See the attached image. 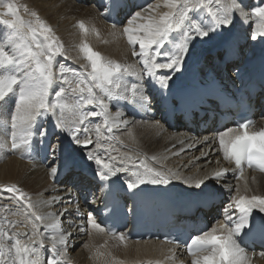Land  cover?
<instances>
[{
  "label": "snow or ice",
  "instance_id": "obj_1",
  "mask_svg": "<svg viewBox=\"0 0 264 264\" xmlns=\"http://www.w3.org/2000/svg\"><path fill=\"white\" fill-rule=\"evenodd\" d=\"M119 7L116 0L112 10ZM161 7L167 10L160 12ZM0 8V16L8 17L0 23L11 30L0 40V147L12 151L30 149L36 136L42 140L49 136L46 127H38V120L51 118L56 135L63 134L68 141L65 144L57 139L48 144L47 150L53 160L73 145L80 148L91 145L97 151H87L86 159L97 166L95 177L106 182L112 178L118 180L121 173H126L129 178L124 183L129 190L148 184L168 185L173 178L180 177L162 166H151L147 158L134 156L131 151L121 153L110 143L115 139L111 135L114 129L120 125L127 127L129 123L122 119L121 110H110L111 102L123 99L133 106L151 110L155 101L161 109L180 110L185 95L171 93L170 82L174 73L183 70L197 42L207 43L217 36H230L237 18L241 25L254 24L249 39L264 40V0L250 10L243 0H156L146 9L131 14L123 28L132 55L140 60L139 73L130 65L105 59L87 42L80 48L87 63L82 64L80 70H74L56 64L55 58L62 53L63 45L37 12L24 6V12L32 17L25 20L12 0H0ZM78 26L88 33L83 21L78 22ZM167 44L172 47L162 51ZM160 57L163 59H158ZM132 75L146 76L148 89L138 83L125 84L126 77ZM213 83L194 84L192 90L211 89ZM51 96L55 99H50ZM97 117L101 118L100 123L91 119ZM250 125V121L239 123L218 133L223 159L235 163L237 180L243 178L245 164L264 173V128L250 131ZM103 153H108L107 158ZM204 155L201 152V156ZM150 159L158 162L155 156ZM50 172L55 178L58 168L52 166ZM227 172V169L217 171L209 179L219 180ZM189 186L199 189L197 195L208 199L216 194L204 179H196ZM244 187L248 191L247 181ZM235 191L237 195L231 198L232 204L223 209L224 220H218L210 230L191 237L188 248L191 264H249L238 238L257 230L264 233V195H241L239 185ZM0 193L9 194V201L15 205L13 210L8 204H0V264H62L61 258L67 252L72 233L63 228L60 217H67L68 209L59 214L37 212L41 203L50 206L61 202L62 198L34 202L15 184L0 188ZM254 211L257 216L253 215ZM74 215H80L78 208ZM9 216L18 219H9ZM84 219L96 232H105L91 213ZM68 225L75 226L72 221H68ZM78 230L86 229L81 225ZM119 239L125 240V235L120 233ZM45 248L49 253L46 259L42 256Z\"/></svg>",
  "mask_w": 264,
  "mask_h": 264
},
{
  "label": "bare ground",
  "instance_id": "obj_2",
  "mask_svg": "<svg viewBox=\"0 0 264 264\" xmlns=\"http://www.w3.org/2000/svg\"><path fill=\"white\" fill-rule=\"evenodd\" d=\"M20 1L23 7L27 6L30 11L37 12L53 28L56 37L63 45L62 53L57 54L55 58L57 65L63 64L70 69L80 70V66L87 63L80 48L87 42L105 59L125 66L130 65L136 73L140 72V60L132 55V47L127 43L123 28L127 25L131 14L146 9L149 4L156 3V0H118L120 7L115 11L112 10V5L116 0ZM261 3L262 0H243L248 10L260 6ZM166 10L163 7L159 9L160 12ZM251 19L255 21L256 18ZM80 21H83L89 29L87 34L79 28ZM252 27L254 24L241 25L237 18L230 36H217L207 43L197 42L190 51L183 70L173 74L171 88L186 85L192 79L202 81L208 74L215 75L224 82L230 79L242 80L251 76L259 67L264 66V40L249 39ZM171 47V44H167L162 51L166 52ZM226 53L231 54L226 55ZM146 80V76L132 75L126 77L124 83L129 86L138 83L148 89ZM149 91L151 92L150 89ZM50 99L55 97L51 96ZM117 109L124 113L122 119L129 123L127 127L120 125L114 129L111 135L115 139L110 143L121 153L131 151L134 156L147 158L146 162L151 166L158 168L162 166L164 170L180 177V179L173 178L170 184L163 186L174 187L183 193L195 196L200 190L189 185L196 179H204L215 193L225 195L231 193L228 206L232 204L231 198L237 195L235 191L237 185L240 187L241 195H264L263 173L247 171L242 179L233 180L232 166L223 159L218 136L212 137L211 132L192 134L186 127L169 128L160 117H154L153 112L160 109L155 101L152 102L151 110L133 106L123 99L112 101L110 110L115 112ZM91 119L94 123L101 122L99 117ZM40 126L49 130V136L43 140L36 136L30 149L12 151L10 148L0 147V188L15 184L28 193L34 202L50 201L53 197L62 198L59 203H52L50 206L41 203L37 208L40 214H59L63 209H68L67 217H60L63 228L72 233L67 252L61 258L62 264L64 262L66 264H191L192 258H182L174 247L154 241H121L119 234L109 236L106 232L98 233L88 226L81 215L84 196H79L66 180L73 179L78 170L82 172L87 169L94 175L97 166L86 159V152L97 150L91 145L87 148L73 145L71 149H66L53 160L47 150L48 144L55 143L57 139L64 141L65 144L68 141L63 134L56 135L51 118L41 117L38 120V127ZM262 128H264V118L260 119L250 131H258ZM92 135L94 137V132ZM201 152L205 155L201 156ZM107 155L108 153H103L104 158H107ZM153 156L157 157L158 162L150 159ZM52 166L58 168L55 178L67 169H71L72 173L60 183H54L55 178L50 172ZM224 169L228 170L225 176L219 180L209 179L217 171ZM128 178V174L121 173L118 180L116 178L111 180H117L127 189L124 182ZM79 180L77 178L76 181ZM245 181L248 191H245ZM84 184L85 182H81L80 185ZM8 196L7 193H0V204H8L15 210V205L9 201ZM77 208L80 215H74ZM253 215L257 216V213L254 211ZM75 216L77 220L74 219ZM9 219L15 220L18 217L9 216ZM68 221H72L75 226L70 228ZM81 225L86 229L83 232L78 230ZM246 253L249 264H264L263 255L247 251ZM48 254V249L45 248L43 258L46 259Z\"/></svg>",
  "mask_w": 264,
  "mask_h": 264
},
{
  "label": "rangeland",
  "instance_id": "obj_3",
  "mask_svg": "<svg viewBox=\"0 0 264 264\" xmlns=\"http://www.w3.org/2000/svg\"><path fill=\"white\" fill-rule=\"evenodd\" d=\"M12 2L16 3L17 6L20 8V15L24 17L25 20H29L30 17L27 13L24 12V7L21 5L20 0H12ZM0 11H2V8H0ZM30 11V10H29ZM8 17L0 16V20L7 19ZM11 30L7 29L6 26H4L2 23H0V37L3 39L7 33H9Z\"/></svg>",
  "mask_w": 264,
  "mask_h": 264
}]
</instances>
